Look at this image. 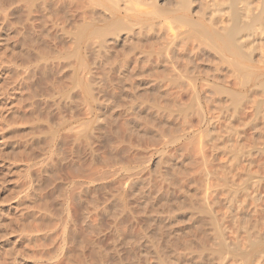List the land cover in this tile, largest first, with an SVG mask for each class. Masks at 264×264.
Instances as JSON below:
<instances>
[{
    "label": "bare ground",
    "instance_id": "obj_1",
    "mask_svg": "<svg viewBox=\"0 0 264 264\" xmlns=\"http://www.w3.org/2000/svg\"><path fill=\"white\" fill-rule=\"evenodd\" d=\"M78 1L0 0V25H2L0 27L3 28L2 30L9 25L12 27L13 23L9 24L13 22L10 16L14 14L13 32L19 38L18 41L16 40L19 50L18 46L17 50L14 48V54L7 56L10 54L7 52L5 56L4 51L0 52V72L9 73L11 79L14 76L12 93L7 86L0 89V114L6 108L8 112H6L7 116L3 118L1 116V121L5 120L14 125L18 123L26 125L32 118L48 112V104L35 102L33 99L34 73L37 70L42 69L44 72L46 70L45 64L33 65L35 58L32 55L30 31L33 30L34 23L40 18L49 20L47 18L51 19L50 16L55 18L53 24H60L59 20L62 21L67 17L74 21L83 11L89 15V20L90 16H94L95 23H105L107 28H94L92 23H88L91 27L84 26L82 29L75 27L78 30L73 33L74 39H71L73 45L71 44L68 54L76 64L73 79L76 81L75 85H78L77 96L80 95L81 98H77L79 104L70 117H63V122L59 121V126L63 125L62 128L65 130L60 135L59 142L64 146L70 139L80 143L86 142L90 132H93L89 131L92 128L98 129V132L106 129L108 132L104 131H106L105 134L109 133L107 137H109L110 150L109 154L106 152L108 154L106 158L102 154H97L103 157L96 158L95 163L100 166L99 168L89 169L86 175L82 172V175H77L79 171L76 172L75 175L79 177L74 176L76 180L71 182V186L75 190V187L80 189L78 187L80 182L92 184L108 178L112 179L111 183L116 184L120 191L121 206H119L120 203L118 206L121 209L120 220L124 226L120 224L123 226L122 234L125 237L120 236L116 228L113 232L121 239L123 246L126 245V250L129 249L130 253L144 249L145 252L143 251L142 254L137 252L138 259L142 262L137 264H204V260L208 264H264L262 233L257 230L252 231V234L250 227L253 226L251 224L248 225L249 227L246 226L250 223L249 219V223L247 220L245 226L239 224L241 217L244 216L243 219H246L245 216H250L248 214L253 215L264 211V197L260 203L258 192L254 195L248 193V188L257 180L254 176L259 173L256 172L258 170L252 172L250 166L257 155L264 153V144L259 142L260 145H254L251 141L250 144L242 142L243 138H247V132H250L249 136L253 135L250 136L251 138L255 136L258 140L264 139V0H97L98 4H101V1L105 3V5L101 4V7L104 6L103 11L101 10L102 12L97 16L93 13L94 7H97L94 5L96 0ZM47 23L43 27L45 26L48 32L50 30L57 34V31L53 30L54 27L47 28ZM117 30H125L126 36L122 40L123 43L119 42L121 40ZM1 32L0 44L4 40L6 42ZM106 35L115 38L111 46H108L109 48L106 46L109 41V38H105ZM117 43L122 44L121 49L125 48L122 65L124 69L120 65V69L115 72L116 74L114 73L115 82L111 86L106 85L110 90L105 88L108 95L105 90L97 86L99 83H94L97 77L96 72L94 73L95 69L93 68L92 71L85 64L81 50L94 51L101 47L104 50L107 48L105 54L109 52L117 54L118 50L115 49ZM5 48L11 49V47ZM94 55L96 54L92 56ZM108 55L105 58H108ZM64 59L67 60L66 57L62 60ZM93 59L95 60V57ZM54 64L55 67L51 69L57 71L59 62L57 65ZM121 68L122 72H120ZM95 84L96 87L93 86ZM100 94L107 95L109 98L102 96V99L104 97L108 99L101 101ZM110 94L114 100L111 99ZM222 102L228 103L231 109L233 107V116L240 117L238 115L241 114V118L240 121L238 120V125L225 124L223 128L225 135L220 137V146L218 144L219 148H217V144L212 143L215 137L213 133H210V128H213L214 120H216L214 119L216 115H213L216 107L218 105L220 107ZM102 126L103 129H101ZM24 131V138L18 146L20 152L17 148L16 153L21 155L23 167L28 171L32 169L31 163L37 157V154L34 156L36 142L30 137L28 125L24 127ZM202 132L205 133L204 136L201 135ZM50 134L54 138L57 131L53 130ZM233 135L236 136L235 141L232 139ZM208 150L211 153L206 155ZM216 150L228 156L227 161L220 163L221 167L217 162L222 175H212L215 178L218 177L214 178V184L205 182L202 190L201 186L199 190L196 186L199 184H192L195 180L191 181L193 174H190L187 168L189 166H184L186 160L200 156L204 164H207L211 161L209 158H214ZM156 157H158V163L155 167L153 160ZM175 162L177 165L182 164H179L181 167L178 166L181 169L176 167ZM193 162L194 160L192 164L190 163L192 167L195 166ZM243 162H246L245 169L240 166ZM198 165L196 164L197 167ZM68 166L66 165V168ZM218 169L212 171L217 173ZM258 169L261 168L258 167ZM206 170L203 169L205 173ZM16 171L21 173L19 170ZM30 171L29 174L32 173ZM212 171L211 174H214ZM143 175L147 176V179H142ZM209 175L206 174L205 178L209 179ZM229 179H231L230 182ZM16 186L18 194L15 207L19 213L20 232L23 233L25 241L32 246L40 241L38 236L40 231L31 224L33 219L37 220L41 217L32 210L36 191L33 189L31 192L26 191L22 194L21 191H25L24 183H18ZM22 188L24 190H21ZM72 192L64 194L65 210L71 209V218L74 217L79 223L80 219L85 218L84 215L87 219L88 216L90 217L91 203L89 202V207L85 205L78 207L75 197L83 193L78 191L79 195L76 196V193ZM241 193H245V198L239 202L238 197ZM126 197H130L133 202L141 199V203L145 205L142 208L147 210V212L142 210L146 212L143 219H141L142 215L139 220H134L139 221L136 224L133 223L137 226L136 229L133 225L137 233L126 215L127 204L124 200ZM50 198L52 202L48 201L44 210L56 213V199L53 196ZM247 199L252 200L254 205L248 208ZM130 204L132 203L128 201V205ZM233 207H236L237 211L234 215H228L223 210L226 208L231 213L234 210ZM143 212L138 213L143 214ZM95 215L98 219L100 211L97 210ZM227 219L232 221L231 225L237 230L245 231L244 239L237 235L233 226L231 227L236 234L230 231L232 229L228 228L229 224L225 223ZM253 219L256 218L253 217ZM45 223L49 224L50 220L45 219ZM256 226L252 229L256 230ZM70 231L73 232V230ZM132 232H135L134 235ZM126 236L131 238L127 239ZM122 239H127V243ZM129 252L126 251V254L129 255ZM126 254H124L125 257ZM132 254L129 255L131 258ZM136 257L135 261L138 260ZM31 258L36 261L42 260L40 255ZM135 261L132 263L136 264ZM128 263L130 264V261Z\"/></svg>",
    "mask_w": 264,
    "mask_h": 264
},
{
    "label": "rangeland",
    "instance_id": "obj_2",
    "mask_svg": "<svg viewBox=\"0 0 264 264\" xmlns=\"http://www.w3.org/2000/svg\"><path fill=\"white\" fill-rule=\"evenodd\" d=\"M78 2H82V0H79ZM94 2L96 3V4L94 3V5H96L97 7L96 8L94 7L95 10L93 11V13H95L94 15L97 16L99 13H101L103 11L102 7H104L103 5H105V3L103 1H101V4L104 3L101 7V4H98L97 0ZM99 3H100V1H99ZM82 13H84V14H82ZM82 13L80 15L81 16L83 15V16L82 17L77 16L74 21L71 20V18H69V17H67L66 19L63 18L62 21L59 20L60 24L57 22L59 25L53 24V21L55 20V18L53 16H50L51 19L47 18L49 20H46L45 18H42V19L40 18L37 22L34 23L35 26L34 25L32 26L33 30L30 31V33H32V35L30 36V39H32V44H31L32 52H33L32 55H33V58H35L33 61V65H35V64L39 65L40 63H41L40 65H42V64L46 65L45 72H44V70L42 71V69H41V71L37 70L34 73V76L32 78V82H34V83H32V91L34 93L33 99L35 102H39V103L42 102V103L48 104V108H47L48 112L45 115L40 114V115L32 118L31 122H29L26 125L22 124V123H20V124L18 123L15 125H14V123L9 124L8 122H6L3 119H2L3 121H1V116H2V118L7 116L6 115L7 108L5 110H3V112L0 114V264H38V263L39 264H125V262L127 264L128 261H130V264H133L135 261L134 260L135 257L137 256L136 258L137 259L139 258L138 253L142 254L144 251V249L141 251L135 250L136 251V252H134L135 254L130 253L129 249L126 250L127 249L126 245L123 246V242L121 241V239L118 238L113 232L114 229L116 228L118 233L121 234L120 236H123L122 230H123L124 225H123V222L120 220V214H121V209L119 208V206H121L120 199H119L120 191H119V188L116 186V184L114 185L113 182L111 183V181H112L111 178H108L107 180L101 181L99 183H92L93 185L92 184H85V183L80 182L78 180L80 182V186H78V187H80V189L75 187L77 190L76 189L74 190V187L71 186V182H73V180H76V179H74V176H76L75 175L76 172L79 171L77 175H82V174L86 175V174H88L87 171H89V169L95 170L96 169L95 167H97V168L100 167L97 163H95L97 160L96 158L101 159V158H103L102 156H104L105 158L108 156L109 150H110V148H108V146L110 147V142L108 140L109 137H107V135H109V133L105 134L107 130L106 129H104L106 131L101 130V129H103V126L101 129H99V130H101L100 132L97 131L98 129L94 130V128H92V130H89V131H93V132H90L91 136H90L89 132H87L89 134L88 135L89 138L87 139L88 142L87 141L86 142L81 141V143H80V141L76 142L77 140L73 141V139H70L68 141V143H65V146H64V144L59 142L60 135L65 132L64 128H62L63 125L59 126V121L62 120V122H63V117L64 118L70 117V114L73 113L77 109V105L79 104V99H77V98H81L80 95H79V97L77 96L79 94V92L77 90L78 85L77 86L75 85L76 81H74V79H73L74 78L73 73L76 72V70H75L76 64H75V61L72 60L73 59L72 57L69 58V54H68V52L71 50V47L73 45L71 42V39H74L73 33L78 29H82L84 26H90L88 23H92L94 28H101V27L107 28V24L105 27V23H100V24L95 23L93 21V19H96V18H93L94 16H90L92 19V21H90L91 19L90 20L88 19L89 15H86L85 14L86 12H84V11ZM107 14L108 13H106V15ZM90 15H92V14H90ZM84 17H85V19H84ZM10 18L12 19L11 21H13V22H11L9 24L13 23L12 25L14 26V14L11 15ZM43 19H44V21H43ZM46 23L48 25L47 28L51 29V27L52 28L54 27L55 29L53 28V30L57 31V34H55V32L53 33V31L51 32L49 29H48L49 30V32H48L46 30V27L45 26L43 27V25ZM76 24H79L81 26H79V25L76 26ZM0 26L2 27V25H0ZM13 26L11 27L9 25V26H7L8 28L5 27L4 30H2L3 28L0 27V31H2L1 33H3L4 39H6V42L4 40V42L2 41L3 43L1 42V44H0V48L3 44L2 49H0V52L4 51L3 54L5 56L8 54L7 52L10 53L7 56L12 55L11 53L14 54V48L16 49V47L18 46L17 41L19 40V38L16 35H14ZM9 27H10V29L12 28L13 30L12 29L10 30ZM75 27H78V29ZM47 33H50L51 35H48ZM117 33L119 35V40H121L119 42L123 43L122 40L124 39V36H126L125 30H119ZM106 37H107V39L109 38L108 39L109 41L106 43L108 45H106V44L105 45L107 46V48H109L111 46L112 40L115 38H114V36L112 37L110 35H106L105 38ZM5 43H6V45H4ZM118 43L115 44V49L118 50V51L115 50L116 52H118L117 54L114 52L116 55L113 54L112 52L111 53L109 52L108 53L109 55L107 53L105 54V50L107 48H105V50H104L101 47L96 48L94 51H91V50L88 51V49L87 50L86 49L81 50L82 51L81 56H82V58H84L83 61L85 62V64H87L89 66V69H92V71L95 69L94 73L96 72L95 76H97V77H95L94 83H96V82L99 83L97 86L98 87L100 86L103 91L104 90L106 91V89L108 91H110L108 86H111V84L113 82H115V77H114L116 74L115 72L120 69L119 68L120 65L123 68L122 65L124 63L125 48L121 49L122 44L119 45L120 43L119 44ZM3 47H4V49H3ZM5 47H7V48L11 47L12 51L10 48H9V50H7ZM49 48L52 50L51 52H50ZM17 49L19 50V46L17 47ZM5 50H6V52H5ZM47 50L50 53L47 52ZM100 50H102V51H100ZM101 52L103 53V56H102ZM99 53L101 55H99ZM93 54H96V55L92 56ZM107 55H108V58H105ZM65 57L67 58V60H65V59H64L65 61L62 60ZM94 57H95V60L93 59ZM96 57H97V59H96ZM105 59H108V60H105ZM45 61H47V62L45 63ZM106 61L107 62L109 61V63H107ZM121 61H123V62H121ZM58 62H59L60 66H58L57 71L55 69L54 70L51 69L52 67H55V66H53V64L56 63V65H57ZM89 63H90V65H89ZM69 64H70V67H69ZM91 64L94 65L95 67L92 66ZM108 64H111V65H108ZM106 65H108V66H106ZM47 66L49 69L47 68ZM101 66H102V68H101ZM104 66H106V67H104ZM122 68H121L120 72H122V70L124 69V68L123 69ZM100 71H103V72H100ZM112 76H113V78H112ZM13 78H14V76L11 79L9 73L6 74L4 72H2V73L0 72V89L3 87L6 88V86H7V89L10 88L9 91H10V93H12L11 88L14 87V79ZM106 79H108L109 81L108 80L106 81ZM99 80L101 83L98 82ZM111 80H113V81H111ZM106 82H108V84ZM102 83L105 86H103ZM106 85H108V86H106ZM93 86L96 87V84ZM108 91H106V92L109 95ZM149 91L151 93V90H149ZM13 93H14V91H13ZM102 96H106L109 98V96H107V95H101L100 96L101 101H105L108 99V98L105 99V97L102 99ZM111 97H112V95H111ZM111 99H113V97ZM81 102H82V99H81ZM213 115L214 116L216 115L217 117L213 116L214 119H216V120H214L215 123L213 125V128L212 127L210 128V131H211L210 133H213L214 136L212 134L210 136L215 137L214 139L212 138L213 139L212 143L215 142L217 144L216 145L214 143L216 146H218V144L220 146V143H219L220 139H221L220 137L225 135L224 131H223L225 124L226 125L227 124L238 125L240 118H241V114L238 115L240 117L233 116V107L231 109V106L228 103L225 104L222 102L220 107H219V105L216 107L215 114H213ZM242 117L244 118L243 114H242ZM193 121L195 122V120H193ZM27 125L29 126L30 137L34 139V142H36V144H38L37 147L35 144L34 156H36V154H37V157L33 161V163H31V166H32L31 167L32 169H30L31 171L30 170L27 171L26 169H24V167H23L24 163L22 162L21 155H18V153H16V151H18V150L20 152V148L18 146H20V142L22 141V138H24V136H23V134L25 132L24 127ZM91 126H93V125H91ZM14 127L16 129H14ZM53 130L57 131V134L54 138H52L51 134H50V132ZM203 131H204V129H203ZM238 131L240 132V130H238ZM249 133L250 132H247V134H246L247 138H243L242 142H244L245 144H250L251 142H253L254 145H256V144L260 145L259 142L264 144L263 138L259 139L260 140L259 141L258 137L254 136V138H251L250 136L252 134H250V136H249ZM204 134L205 133L202 132L201 135L204 136ZM234 135L232 136V139L235 141L236 136H234ZM48 138H50V139H48ZM48 140H50V141H48ZM261 141H263V142H261ZM82 143H84V144H82ZM219 146L217 148H219ZM14 147H16V148H14ZM17 148H18V150H17ZM36 150L39 152H37ZM206 153H208L206 155H209L211 152H209V150H208V152L206 151ZM97 154H102V156L97 155ZM215 156H214V158L215 159L217 158V159L215 160L214 158H212L213 162H212V159L209 158V160H211L208 162L209 165H208V163L204 164V162L200 156H197L196 158L194 157L193 159L191 158L190 159L191 162L188 159V160H186L187 161L186 164L183 163V164H185L184 166H186V167H187V165L189 166L187 168H189V172H191L190 174L191 175L193 174L191 181L195 180V183L192 182V184H195V185L199 184V185H196L199 187V190H200V186H201V190H202L205 182L207 184L209 182L210 184L213 185L214 180L216 178H218V177H216V178L214 177L215 174H218L219 176L222 175V174H220V172L222 173V171H220L221 168H219V166L221 167V165H220L221 162L227 161L228 156L226 155V153L222 154V153H219L217 150L215 151ZM263 156H264V153H260L259 155H257L256 158H254V160L255 159L256 160L250 166V170L252 172H255L256 170H258L256 172L257 173L259 172V173L254 176V177H256L257 180L252 183L253 184V185H251L252 187L250 186L248 188V193H250L251 195H254L257 192L259 193V196L261 195L260 197L258 196V199H260L259 202L261 201L260 203H262V199H263L262 197H264L262 195V194H264V165H263L264 164L263 163L264 157ZM157 158L158 157L154 158V160H153L154 166L155 165L157 166V163H158ZM199 158H201V159H199ZM193 160H194L193 164H195V166L193 165L194 167H192V165H191ZM198 161L201 163H199ZM175 164H176V167H178L180 163L177 165V163L175 162ZM196 164H199V165L201 164L203 167L202 166L199 167V165H198V167H199L198 168L196 166ZM217 164L219 166H217ZM66 165L70 166V167L68 166L69 168L67 167L69 170L66 168ZM180 165H182V164H180ZM154 166H153V169H155ZM240 166L242 169H245L246 168V162H243ZM179 167H181V166H179ZM191 167L194 169H192ZM208 167H210V168H208ZM258 167L261 169H258ZM84 168H86L85 171L83 170ZM23 169H24V171H23ZM81 169H82V171H81ZM179 169H181V168H179ZM203 169H204V171L206 169H209L210 171L206 170L207 172H210L209 174H211V171L213 169H214L213 171H216L218 169V172L215 173L212 171V173H214V174L209 175L207 172L205 173L203 171ZM16 170H19L21 173H19ZM193 170H194V173H193ZM29 171H30V173L31 172L32 173L29 174ZM81 172H82V174H81ZM202 172L205 173V175ZM206 174L209 175V179H207L208 177L205 178ZM259 174H261V175H259ZM144 175H147V174H144ZM144 175H143L142 179H147V176H145L146 177L145 178ZM212 175H214V176H212ZM211 176L213 177V179L211 178ZM76 177H79V176H76ZM193 177H194V179H193ZM115 181L117 182L119 180H115ZM230 181H231V179H229V182ZM236 181H238V180H236ZM18 183H21V184L24 183V185H25L24 186L25 191H21L22 194L26 193V191L31 192L33 189L36 191V198L34 197L33 201H32L33 202V205H32L33 209L32 210L38 216L40 215L41 217L38 218L36 216V218H38V219L37 220L33 219L31 224L40 231L38 233V236L40 237V241L37 244H34L32 246L25 241L23 233L20 232V226H19L20 218H19V213L17 211V208L15 207V199H16V195L18 194V192L16 191L17 190L16 185H18ZM41 183H43L44 185H42ZM46 183H48V184H46ZM202 184H203V186H202ZM198 187H196V188L198 189ZM258 187H259V189H257ZM37 188H38V190H37ZM39 188H42V189H39ZM24 189L22 188L21 190H24ZM86 189L88 190V192ZM82 190L85 193L82 192ZM78 191L79 192L81 191V193H83V194L82 195L80 194V196L75 197L76 202L78 204V205L77 204L76 205L78 207H80V206L83 207L84 205H85V207H89V205L91 203L89 210L92 214V215L90 214V217L88 216V219H87V216L84 215L85 218L80 219L79 223H78V221L76 222L74 217H73V219L71 218L72 217V212H71L72 210L71 209H68V211L65 210L66 205H65V201H64V199H65L64 194L72 192V193H76V196H77V194L79 195ZM51 195L56 199V201H55L56 213H52V212L49 213L46 210H44V208H46L45 205L47 204L48 201H50L49 200V199H51L50 197H52ZM67 196H68V194H67ZM244 198H245V193H241L240 197H238L239 202L243 201ZM95 200L97 203L95 202ZM124 200H125V203L127 204L126 215H128V220H129V222L131 221L130 224H132V226H133L139 222V221L136 222L134 220H139L142 215L143 216L141 217V219H143L144 216L146 215L147 210L142 208V207H145V205L143 206V203H141L142 202L141 199H139V201L133 202L130 197L129 198L126 197V199H124ZM128 201L131 202L132 204L128 205ZM246 201H247L246 205L248 206V208H249V206L254 205L252 200L247 199ZM50 202H52V201H50ZM118 204H119V206H118ZM136 204H138V205H136ZM138 206L140 207V209ZM92 208H94V210H92ZM233 208H234V210L231 213H229L226 208H223V210L225 212H227L228 215L229 214L234 215L237 211H236V207H233ZM95 209H96V212H97V210L100 211V215H99L98 219L95 215L96 214ZM102 210H104L103 213H102ZM142 210L146 211V212H143ZM94 212H95V214H94ZM118 212H119V214H118ZM138 212H143V214L138 213ZM114 214H116L115 217H114ZM138 214H140V215H138ZM255 214H253L254 216L251 214H248L250 216H245L246 219H243L244 216L242 215L243 217H241L242 220H240L241 223H239V224L245 226L244 224L249 219L250 223L248 220L247 223H249V224H246V226H248V225L250 226V224H251L254 227L255 225H257L258 227L256 226V228H255L256 230L252 229L253 227H250L251 232L258 230L260 233H262L261 235L264 237V233H263L264 228L262 227V226H264L263 225V223H264V221H263L264 220L263 219L264 211L257 212ZM117 215H119V216H117ZM129 215H130V217H129ZM257 215H258V217H257ZM252 216L256 219L254 220ZM45 219L50 220V223L44 224ZM252 220L253 221L259 220V221L254 223ZM74 222H75V224H74ZM76 223H77V225H76ZM133 223H135V224H133ZM225 223H228L229 225L228 224H225V225H228V228L232 229V227H231V226H233V225H231L232 221H228V219H227V221H225ZM93 224H94L95 228H94ZM96 226H97V229H96ZM133 228H134V226H133ZM135 228L137 229V226ZM135 228L133 230L137 233ZM78 229H79V231H78ZM89 229H91V230H89ZM93 229H95V230L93 231ZM233 229H235V232L237 233V235L239 234V236L244 239L246 233L243 229L237 230L234 226H233ZM233 229L230 231L233 234H236L233 232ZM260 229H261V231H260ZM70 230H73L74 233L71 232ZM67 231L71 232V233L68 234ZM91 231L93 234L91 233ZM80 232L82 233V235ZM135 232H132V235H134ZM113 234H114V236H116V238L113 236ZM252 234H253V232H252ZM129 235L132 236L131 233H129ZM82 236H84V237H82ZM124 237L125 236H123V238ZM84 238H86V239H84ZM117 238L120 239L119 242H117L118 241ZM126 238H127V236H126ZM130 238H127V239H130ZM127 239H122V240L126 241ZM69 241H70V243H69ZM114 241H115V244L113 243ZM41 243H42V245H41ZM126 243H127V241H126ZM39 246L41 249L39 248ZM115 248L117 251L119 250L118 251V252H120L119 254H117L118 252L115 250ZM126 251H127V253L129 252V255L132 254V258L134 257V255H136L137 252L138 253L134 257V259H132L129 255L126 254ZM131 252H133V251H131ZM204 252L207 253L208 251H204ZM124 254L127 255L126 257L129 256V258L126 259ZM36 255L38 257L40 255L42 257V260L36 261L33 258H31V257L36 256ZM117 257L119 260L117 259ZM117 260H118V262H117ZM131 260H133V261H131ZM140 260L141 259L136 260L137 262L135 261V263L136 264L138 262L142 263ZM203 262H204V264H208L207 262H205V260Z\"/></svg>",
    "mask_w": 264,
    "mask_h": 264
}]
</instances>
